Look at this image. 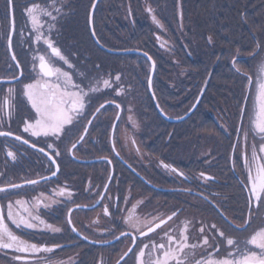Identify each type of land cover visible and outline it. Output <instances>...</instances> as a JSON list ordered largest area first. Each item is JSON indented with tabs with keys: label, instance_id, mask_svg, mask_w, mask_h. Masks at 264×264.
<instances>
[{
	"label": "flooded vegetation",
	"instance_id": "obj_1",
	"mask_svg": "<svg viewBox=\"0 0 264 264\" xmlns=\"http://www.w3.org/2000/svg\"><path fill=\"white\" fill-rule=\"evenodd\" d=\"M116 2L124 13L126 0ZM13 4L14 50L20 57L16 56L21 62L22 77L16 80L20 72L13 59L0 65L8 66L7 79L11 81L5 88L0 85V131L10 133L0 136V187H22L9 188L13 194L6 198L5 193H0V209L8 228L20 240L53 250L26 254L0 249V264H25L16 256L26 257V264H118L121 259H125L121 264H139L133 253H138L145 243L149 248L144 249L143 260L149 264L153 244L164 243L167 248L172 237L171 247L175 248L183 236H187L190 246L181 254L184 264H196L209 254L212 259L230 258L228 251L238 247L228 246L225 237L218 235L222 215L233 213L238 216L234 221L242 220L245 200L247 211L255 212L254 218L262 210L254 198L249 206V176H256V164H264L260 159L264 156L260 152L264 133L257 126L261 119L259 86L264 82V66L249 63L245 56L236 65L241 70L237 73L229 62L238 51L246 52L252 46L254 33L238 32V24L247 23V19L235 16L213 22L222 25L217 36L216 65L209 66L205 57L199 64L177 65L182 71L171 64L158 65L152 96L147 65L124 60L110 63L99 47L84 43L93 41L89 27L93 0H13ZM33 4L38 5L35 28L26 15V7ZM108 12L109 0H101L96 19L99 39L108 34ZM11 20L7 0H0V44L9 38ZM38 35L41 40L36 42ZM47 40L73 68L52 53ZM0 54L8 53L0 49ZM40 56L68 71L73 81H83L82 87L90 84L94 89L85 88L88 97L82 113L73 114L72 123L64 126L58 138L24 132L26 123L34 124L35 116L25 85L47 79H42L39 71ZM17 136L21 140H16ZM253 150L257 153L255 161ZM173 168L177 171L173 172ZM31 180L38 183H27ZM101 195L104 199H100ZM16 201L24 203L21 206ZM8 203L13 204L14 213L26 218L29 212L32 217L38 216L39 219H30L35 226L17 228L7 219ZM133 205L135 217L145 222L141 224L142 231L161 219L166 222L147 236L140 235L125 223ZM69 210L71 224L67 222ZM168 216L172 219L168 220ZM234 221L231 226L237 230L239 225ZM124 231L136 237L134 243L121 235ZM205 236L208 245L203 244ZM57 244L61 247L54 248ZM163 251L157 250L155 257H162ZM170 264H176L175 260Z\"/></svg>",
	"mask_w": 264,
	"mask_h": 264
},
{
	"label": "snow or ice",
	"instance_id": "obj_2",
	"mask_svg": "<svg viewBox=\"0 0 264 264\" xmlns=\"http://www.w3.org/2000/svg\"><path fill=\"white\" fill-rule=\"evenodd\" d=\"M7 7L10 9L11 17H12V31L14 32V4L13 0H7ZM38 5L33 4L30 7H26V15L31 18V23L35 28L38 24L37 17L34 15V12ZM151 11V9H149ZM48 16H52L51 12L47 13ZM52 19L55 20L56 17L52 16ZM155 19V17H153ZM36 42L41 40V36H36ZM10 43V40H9ZM47 47L51 49L52 53L60 60L63 61L68 67L71 69L73 65L66 59L64 55L61 54L58 48L53 46V42L51 40H47ZM147 56V53L144 54ZM15 59V56L12 57ZM151 59V57H148ZM39 71L41 73L43 83L37 81L36 83H29L25 85V95L27 100L30 102L32 109L35 110V116L32 118L34 120V124H27L24 127V132H30L32 136H51L54 138H58L62 133L64 126L66 124H70L73 121V114L80 115L83 111V108L86 104V97H88V92L85 91V88H88L89 91H94L91 88L90 84H84L82 87L83 81L76 82L73 81L72 75L68 71H62L60 67H56L45 61L44 56H40L39 58ZM233 67L237 73H240L241 70L237 67V61L233 59L232 61ZM153 63V68H154ZM241 75H246L241 73ZM119 80V76L116 77ZM107 81L105 84L107 85ZM248 83H251V77H248ZM151 85V81H149V86ZM9 92H12V89H9ZM259 98H260V114L261 119L258 123V128L261 133H264V82L260 83L259 86ZM90 99V98H89ZM199 101H197L198 103ZM103 107V105H101ZM120 105L117 104L116 108H119ZM159 107V105H157ZM99 111V109H97ZM117 119L119 117L117 116ZM88 124H91V120H88ZM113 129H115V124H113ZM73 131V130H70ZM85 133L87 132V128L84 129ZM10 133L0 131V136H9ZM16 140H21L20 136L15 137ZM83 139V136L80 137ZM246 139V137H245ZM264 139V138H262ZM24 144H28V140H23ZM73 148L76 147L75 144L72 145ZM113 145V150H114ZM49 148H52V145H49ZM255 149V146H253ZM43 151V149H40ZM260 152L264 153V143L260 145ZM53 153L55 155H59L58 152L53 149ZM9 156H13L12 152L8 153ZM119 155V153H117ZM257 159V153L255 150L252 152V160L255 161ZM260 159H264V156L260 157ZM55 163V161H52ZM247 162V160H246ZM111 163V161H109ZM164 167H169L168 165H164ZM257 174L256 176H249V179L252 181V186L249 189V206L253 203V198L256 202H258L260 207H264V201L261 200V193H264V164H256ZM173 172L177 170L175 168L172 169ZM55 175V172H53ZM179 175H183L179 173ZM204 174L201 173V176ZM206 179H210V177H206ZM257 181L259 182L257 185ZM27 183L36 184L38 181L31 180ZM22 185L20 184H10L8 187H0V193H5L6 198L7 195L13 194L9 193V188L11 189H19ZM105 191H107V185H105ZM63 195V193H61ZM100 199H104L101 195ZM126 202V201H125ZM24 202L16 201L17 205H23ZM135 205H133V212L129 213L128 218L125 220V223L129 228L135 229L142 236H147L149 232H154L156 228H159L161 224L166 221L161 219L154 226H149L147 231L141 230V224L145 223L141 221L138 217L134 215ZM25 211H28L25 209ZM104 212L108 215L107 207L104 208ZM172 215H175L173 213ZM68 223L71 224V210L68 212ZM227 221V217H223ZM7 219L10 220L13 224L17 226V228L22 225L24 228H33L35 225L30 222V219H39V217H32L31 212H29L28 217L21 216L19 212L13 211V204H7ZM168 220L172 219V216H168ZM41 224H44V221H40ZM249 225L248 220L243 222V230H247ZM231 226V225H230ZM52 231H60L59 228H52L50 225H46ZM211 228L215 229L216 225H211ZM237 230H239L240 226H236ZM73 231H76L73 228ZM201 232L204 231L203 228L200 229ZM121 235L127 236L132 239L133 243L135 242L136 237L131 236V233L128 231H124ZM219 236L225 237L226 244L228 246H233L237 242L231 238L225 236V233L220 231L218 233ZM85 239H87L85 237ZM173 241L172 237H169V246L166 248L164 243L153 244L152 246V258H150L149 264H170V261L175 260L176 264H184V259L181 258V254L184 249L190 247L187 244V236H183V241H177L175 248L171 247V243ZM203 244L208 245L209 240L208 237L205 236L203 238ZM248 244L252 245L255 249H259V251H241L239 248H236L233 252L229 253V257L227 259H212L209 254L208 258L201 259L196 261V264H264V228H261L258 232L252 235L251 239L248 241ZM214 246V245H213ZM54 248L61 247V245H54ZM191 247H196V245H191ZM149 248V245L145 243L143 248L138 250V253H133L136 257L139 264H145L143 257L145 256L144 249ZM0 249H13L17 253H26V254H36L40 252H51L53 249L49 247H38L35 244H28L22 240H20L17 236H15L8 225L5 223V215L3 209H0ZM163 249L162 257H155V252L157 250ZM218 251V248L216 249ZM129 252L132 251L130 248ZM239 252L240 255L237 256L236 253ZM186 258V254H185ZM17 260H24L26 264V257L16 256ZM126 264V262H125Z\"/></svg>",
	"mask_w": 264,
	"mask_h": 264
},
{
	"label": "rangeland",
	"instance_id": "obj_3",
	"mask_svg": "<svg viewBox=\"0 0 264 264\" xmlns=\"http://www.w3.org/2000/svg\"><path fill=\"white\" fill-rule=\"evenodd\" d=\"M170 1L171 0H142L141 1L142 8H140L141 9L140 18L138 17V13L137 12L136 13L134 12L132 19H134L136 21H139L140 20L142 22L143 17L146 14H148L149 12H153L154 15H156L159 10H160L159 11L160 16H164L165 17V14L166 15L169 14V12L172 10V9L169 8L170 7L169 6ZM149 9H151V11H149ZM147 16L148 15H146V18H147ZM262 19L264 21V18H262ZM71 21H73V19H71ZM170 22H171V25H172L173 19H170ZM124 23H125V25L127 27L130 25V20H129V17L128 16L126 17ZM190 26L192 27L191 24H190ZM120 27H121V23L120 22H116V23H114V24L111 25V28H110V37L108 39V42H109L108 47L111 48V49H121L122 48V47L118 46L119 44H121L123 42L122 36H121V34L119 32V28ZM68 31L71 32L72 30L69 28ZM131 31H132V36H133V28H131ZM190 42L192 44H194L195 47H197L198 46V37L196 36L193 39H190ZM8 58L9 57H7V56H3L2 57V62L3 63L7 62V59ZM261 63L264 64V58L261 61ZM261 228H264V227H261ZM261 228H259L258 231ZM242 241H244V238H243ZM230 252H233V251L232 250H229L228 253H230ZM224 254H226V252L223 253V255ZM237 255L239 256L240 253L238 252Z\"/></svg>",
	"mask_w": 264,
	"mask_h": 264
},
{
	"label": "trees",
	"instance_id": "obj_4",
	"mask_svg": "<svg viewBox=\"0 0 264 264\" xmlns=\"http://www.w3.org/2000/svg\"><path fill=\"white\" fill-rule=\"evenodd\" d=\"M229 0H208L205 3V8L203 9L204 13L209 17L223 19L226 16V11L223 8L224 4L227 3ZM243 2V0H238Z\"/></svg>",
	"mask_w": 264,
	"mask_h": 264
},
{
	"label": "water",
	"instance_id": "obj_5",
	"mask_svg": "<svg viewBox=\"0 0 264 264\" xmlns=\"http://www.w3.org/2000/svg\"><path fill=\"white\" fill-rule=\"evenodd\" d=\"M99 0H96L94 6H93V9H92V13L95 11L96 7H97V4H98Z\"/></svg>",
	"mask_w": 264,
	"mask_h": 264
}]
</instances>
